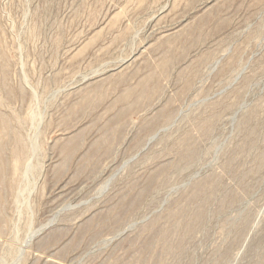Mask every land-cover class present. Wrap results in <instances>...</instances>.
Segmentation results:
<instances>
[{"label":"rangeland","instance_id":"374dc122","mask_svg":"<svg viewBox=\"0 0 264 264\" xmlns=\"http://www.w3.org/2000/svg\"><path fill=\"white\" fill-rule=\"evenodd\" d=\"M15 138L0 264H264V0H0Z\"/></svg>","mask_w":264,"mask_h":264},{"label":"bare ground","instance_id":"6f19581e","mask_svg":"<svg viewBox=\"0 0 264 264\" xmlns=\"http://www.w3.org/2000/svg\"><path fill=\"white\" fill-rule=\"evenodd\" d=\"M3 126H4V128H5V130L3 131L6 135H7V132H5L6 130H9L10 129V122L9 121H6V120H3ZM22 134V133H21ZM10 136V135H9ZM19 136H21V135H19ZM17 137V136H16ZM23 137V136H22ZM16 139V138H15ZM21 139V138H20ZM20 139L19 138H17L16 139V141H15V143H16V145H15V148L14 149H12V151H11V160L8 158V161L7 160H5L4 159V157L3 156H5L6 155V153L8 154V149L6 150V144H5V142H1L0 141V184H4V186H6V185H8L7 187H10V189L11 188H13L15 185L14 184H16V181H15V183L13 182V176H14V174H16L17 172H19L18 170L19 169H22V165H23V167H24V158H25V154H26V148H25V150H24V147H23V144L21 143V141H20ZM4 140V139H3ZM11 140V139H10ZM23 141V140H22ZM10 142H12V141H10ZM75 141H73V143H69L66 147H65V154H66V156L67 157H69L70 156V154H72V152H73V150L75 149V147H76V143H74ZM9 144V143H8ZM7 144V145H8ZM10 146H11V144H10ZM12 146H13V144H12ZM9 148V147H8ZM5 151H6V153H5ZM10 151V150H9ZM35 152V151H34ZM5 153V154H4ZM2 154H4V155H2ZM8 156V155H7ZM10 156V155H9ZM8 156V157H9ZM27 156V155H26ZM33 157V156H32ZM7 159V158H6ZM31 162V161H30ZM27 163V162H26ZM33 164V163H32ZM34 165H32V167H33ZM27 167V169L29 170V166L27 165L26 166ZM29 167V168H28ZM34 168H35V166H34ZM26 169V168H25ZM27 169H26V171H25V175L27 176L28 174H29V172L28 173H26L27 172ZM33 170V169H32ZM21 172H22V170H20ZM30 171H31V169H30ZM21 172H19V174L21 175ZM34 172V171H33ZM9 173H11V174H9ZM8 174L9 175H11V177H9V179H8ZM18 175V174H17ZM19 175V176H20ZM30 176V175H29ZM28 177V176H27ZM26 177V178H27ZM18 179V177L17 176H15V178L14 179ZM40 178V177H39ZM22 179V178H21ZM23 180H25L24 178H23ZM23 180H21V181H23ZM18 182H19V180H18ZM34 182V181H33ZM5 183H6V185H5ZM22 183V182H21ZM25 183H27V182H25ZM31 183V182H30ZM16 185H18V184H16ZM30 186V184H27V186ZM28 186V187H29ZM1 187H3L2 185H1ZM0 187V188H1ZM19 188H21V187H19ZM2 189H4V187L2 188ZM8 189V188H7ZM33 189H35V188H33ZM6 190V189H5ZM12 190H14V188L12 189ZM23 190H25V191H27L26 190V188H23ZM12 192V191H11ZM21 192H23L22 190H21ZM31 195V194H30ZM6 196V195H5ZM7 197H9L8 195H7ZM2 199V196H1V194H0V202L2 201L1 200ZM15 201V200H14ZM8 202V201H7ZM29 202H30V200L28 201V204H29ZM6 214H7V212H6ZM0 217H2V209H1V207H0ZM2 219V218H1ZM6 219V218H5ZM1 226V225H0ZM6 227V226H5ZM4 230V229H3ZM8 230V229H7Z\"/></svg>","mask_w":264,"mask_h":264}]
</instances>
